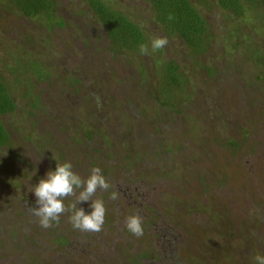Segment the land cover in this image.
Segmentation results:
<instances>
[{
	"label": "rangeland",
	"instance_id": "1",
	"mask_svg": "<svg viewBox=\"0 0 264 264\" xmlns=\"http://www.w3.org/2000/svg\"><path fill=\"white\" fill-rule=\"evenodd\" d=\"M104 1L139 24L147 43L167 37V46L150 55L112 51L87 0H57L49 17L0 0V74L17 101L3 117L13 139L0 148V264H139L146 244L132 236L119 248L114 242L127 236L112 239L125 212L145 218L149 205L162 222L179 224L172 231L179 252L158 257L160 264H255L264 255V3L243 0L237 14L219 0H191L209 22L208 48L195 52L168 34L150 0ZM173 59L189 80L174 87L175 98L159 94ZM36 120L51 129L26 137ZM128 143L136 146L130 161ZM57 161L85 179L101 169L127 210L115 209L119 225L105 222L94 238L74 229L67 212L58 226L39 225L31 190ZM127 177L148 182L147 202L132 209L127 187H118ZM91 203L77 207L90 214Z\"/></svg>",
	"mask_w": 264,
	"mask_h": 264
},
{
	"label": "trees",
	"instance_id": "2",
	"mask_svg": "<svg viewBox=\"0 0 264 264\" xmlns=\"http://www.w3.org/2000/svg\"><path fill=\"white\" fill-rule=\"evenodd\" d=\"M2 2L10 1L12 4L26 16H37L39 13H47V16L54 14L56 10L57 0H1ZM90 8L94 11L100 22L102 28L105 30L106 37H108L112 43V51L123 50L125 48L132 51L139 52V45L141 43H147L142 27L132 21L126 14L118 10L114 6L108 5L104 0H87ZM250 3H264V0H247ZM153 6L156 8L158 20L164 24L168 34L177 35L181 37L186 44L191 47L195 52L203 51L208 48L209 38V22L204 16L200 8L196 7L191 0H150ZM220 5L231 10L234 13L242 14L245 4L243 0H219ZM55 15V14H54ZM169 16L172 19H169ZM62 26L65 25L64 19L59 22ZM212 74L213 69H209ZM40 75H43L44 69L39 70ZM43 76H49L43 75ZM188 79L184 76V73L180 71V67L176 60H170L166 67V71L162 76L163 87L160 89V95L165 93L170 97L175 98L176 95L174 87H184L188 83ZM158 90V89H157ZM38 100V96H36ZM38 102V101H37ZM178 105L176 101L168 103L171 106ZM181 101H178L180 103ZM38 107L37 105H33ZM17 108V101L11 95L8 87L3 81V76L0 74V148L10 144L13 139V134L8 129L7 125L3 121V117L9 113L15 111ZM52 116V114H47ZM56 117V116H54ZM58 118V117H57ZM61 120H69L68 118H60ZM34 123V127L29 133H26V137H29L30 133H34L38 127ZM46 130V128H45ZM50 133V132H48ZM95 130L92 129L90 135H94ZM43 141L45 137L41 135L37 136ZM92 137V136H91ZM234 145L237 146L238 142L234 141ZM14 156L16 154H13ZM142 156H138L139 158ZM18 156L11 159L16 163Z\"/></svg>",
	"mask_w": 264,
	"mask_h": 264
},
{
	"label": "clouds",
	"instance_id": "3",
	"mask_svg": "<svg viewBox=\"0 0 264 264\" xmlns=\"http://www.w3.org/2000/svg\"><path fill=\"white\" fill-rule=\"evenodd\" d=\"M169 19H172L169 16ZM169 43L167 37L152 36L149 43L139 45L141 55H150L165 48ZM97 103L100 98L96 97ZM111 187L99 167H93L90 175L85 179L72 170L71 162L60 163L57 161L55 171H49L46 178L32 187L35 194L38 207H32L30 210L38 218L39 225L42 228H50L54 224L60 223V217L64 213H70L68 216L72 227L82 232L99 233L103 230L106 217V207L104 201L96 198L98 190L107 191ZM73 197L74 202L68 206L64 200ZM118 193L112 192L109 199H118ZM91 200L92 211L86 214L83 208H78L80 202ZM125 228L129 233L136 237L144 234L143 217L139 214H132L126 217ZM255 264H264V255L257 254L254 257Z\"/></svg>",
	"mask_w": 264,
	"mask_h": 264
},
{
	"label": "flooded vegetation",
	"instance_id": "4",
	"mask_svg": "<svg viewBox=\"0 0 264 264\" xmlns=\"http://www.w3.org/2000/svg\"><path fill=\"white\" fill-rule=\"evenodd\" d=\"M36 127H38L37 129H41V130H43L45 128H46V130L51 129V127H43L40 123H37ZM102 136H105L104 133ZM101 141L103 143V148H104L105 147L104 146L105 141L103 140V138ZM112 145H113V148H112ZM108 146L110 147V149L112 151V153H111L112 157H116L118 152L115 150V145L113 143H110ZM134 148H136V146L133 144L128 143L126 145L127 151L130 152V154L126 155L127 161H130L132 151L134 150ZM100 149L103 151L102 148H100ZM140 159H141V157H140ZM114 166L115 165L112 163L110 169H113ZM112 173H114V172L112 171ZM134 180L140 184L135 185L134 182L132 181V177H127V179L124 182L125 183L124 185H122V184L118 185L119 188H122L125 186L127 187L123 191H124V193H127L126 196H127V202L129 204V206H128L129 209L134 208L138 204H144L145 201L147 202V200H146L147 192L143 191V186H144L143 183H146L147 181L145 182V179H144V180H142V183H141V182L137 181L136 178ZM138 183H136V184H138ZM112 192H117V191H115L114 188H110V190L101 194L102 198H100V197L99 198L104 201L105 207L108 208L106 210V216L107 217H105V222H107L108 224L111 223V225L114 224L117 226L120 224V218L121 217L115 215V209H117L119 211H123V212L127 211V210L122 205L120 200L109 199ZM117 193H119V192H117ZM96 197H97V194H96ZM115 204H116V206H115ZM112 208H113V210H112ZM147 208L149 210L147 212H145L146 217L143 218V228H144L143 236L136 237L134 235H128L130 233L125 228V225L123 227L119 225L114 230L116 235L114 236L112 241L116 240L118 237H126L127 236L126 239L122 242H114L120 248L124 242H126L130 237L134 236L136 238L135 239L136 241L139 240L137 245H140L142 243L146 244L147 248H145V249L143 247L139 248L141 253H140L139 257H136V261H137V263L139 262V264L142 262V260H146V259H149L150 264H160L159 263L160 259L158 257H163L162 258L163 262L175 259L176 253L179 252V249L176 248L177 242H175V239L172 238V231H173V229L176 228L177 225H179L178 222L175 224L174 223L169 224L168 220L164 216H163V218L165 220L162 222L161 219L158 217V216L162 215V212L159 213L156 210V207H153L150 205L147 206ZM129 215H131L129 212H125V214H124L125 217H127ZM123 220L125 221L126 219H123ZM96 234L97 233L94 234L93 238L96 236ZM95 241H96V239H94V242L91 243L92 244L91 246L94 245ZM70 242H69V244L67 243V245H71ZM127 245L129 246V244H126V246ZM72 246H73V248H76L75 245H72ZM124 252H125V250L122 253H124ZM147 253H154V254L148 255ZM166 259H168V260H166ZM134 264H136V263H134ZM161 264H163V263H161Z\"/></svg>",
	"mask_w": 264,
	"mask_h": 264
}]
</instances>
